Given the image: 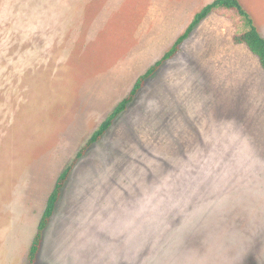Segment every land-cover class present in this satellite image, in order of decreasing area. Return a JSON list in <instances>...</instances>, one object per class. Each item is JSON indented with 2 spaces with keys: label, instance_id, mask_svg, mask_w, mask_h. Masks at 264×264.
<instances>
[{
  "label": "rangeland",
  "instance_id": "rangeland-1",
  "mask_svg": "<svg viewBox=\"0 0 264 264\" xmlns=\"http://www.w3.org/2000/svg\"><path fill=\"white\" fill-rule=\"evenodd\" d=\"M214 0H0V264H264V70ZM264 36V0H239ZM73 169L28 251L57 178Z\"/></svg>",
  "mask_w": 264,
  "mask_h": 264
},
{
  "label": "trees",
  "instance_id": "trees-1",
  "mask_svg": "<svg viewBox=\"0 0 264 264\" xmlns=\"http://www.w3.org/2000/svg\"><path fill=\"white\" fill-rule=\"evenodd\" d=\"M234 9L238 15L242 18L245 29L237 33L234 37L236 43H244L251 52L258 56L261 66L264 70V36L260 33L257 26L254 24L252 17L243 8L239 0H214L206 4L200 11H198L185 32L178 37L174 45L168 50L162 59L158 60L152 67H150L146 73L138 78L130 95L122 99L114 110L106 117V119L100 124V126L93 132L89 138L86 146L79 151L77 159L83 156V153L94 143L99 141L102 136L112 127L118 116L124 112L129 104L135 99V96L139 89L142 87L143 82L147 77L153 74L162 63L171 58L178 50L180 45L190 36L195 27L201 23L210 13L218 10H230ZM74 164L69 165L57 178L55 186L51 191L44 212L41 216L40 222L37 227V233L32 241V244L28 251V259L31 263H35L38 259V254L43 244L44 232L48 227L51 218L53 217L58 201L61 197L63 188L68 180Z\"/></svg>",
  "mask_w": 264,
  "mask_h": 264
}]
</instances>
